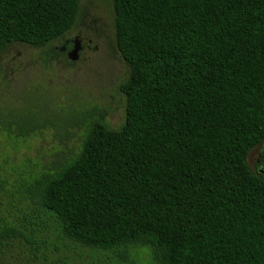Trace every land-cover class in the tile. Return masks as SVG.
Masks as SVG:
<instances>
[{
  "label": "trees",
  "instance_id": "16d2710c",
  "mask_svg": "<svg viewBox=\"0 0 264 264\" xmlns=\"http://www.w3.org/2000/svg\"><path fill=\"white\" fill-rule=\"evenodd\" d=\"M113 8L129 68L118 129L77 96L68 108L0 106V134L50 129L65 146L35 172L0 164V264H69L71 248L125 264L143 248L153 264H264V179L248 165L264 142V0ZM78 15L79 0H0V57L62 40Z\"/></svg>",
  "mask_w": 264,
  "mask_h": 264
},
{
  "label": "rangeland",
  "instance_id": "374dc122",
  "mask_svg": "<svg viewBox=\"0 0 264 264\" xmlns=\"http://www.w3.org/2000/svg\"><path fill=\"white\" fill-rule=\"evenodd\" d=\"M114 18L113 0H79L76 26L62 40L42 48L15 44L6 49L0 57V106L16 108L21 105L17 110L26 112L33 105L46 103L54 109L68 108L77 96L80 106L107 109V124L118 129L124 121V98L117 87L128 78L129 68L116 48ZM76 39L82 50L78 51V60L73 66L63 57L52 58L49 54L51 47L60 51L65 41L71 46ZM54 134L49 129L24 141L0 134V164L6 161L9 173L16 170L20 174L23 167L35 172L39 164L48 162L65 149ZM79 144L76 136L66 147L77 152ZM252 153L255 154V150ZM248 165H252L250 159ZM71 249L73 252L68 250L71 253L65 250L69 264H125L113 253ZM130 255L136 264H153L147 248L132 250Z\"/></svg>",
  "mask_w": 264,
  "mask_h": 264
},
{
  "label": "flooded vegetation",
  "instance_id": "af4514ba",
  "mask_svg": "<svg viewBox=\"0 0 264 264\" xmlns=\"http://www.w3.org/2000/svg\"><path fill=\"white\" fill-rule=\"evenodd\" d=\"M68 46H69V41H65L63 48L59 51L61 54H65L66 58H68V54L75 47L78 48V51L82 50V46L80 44V41H78V39L72 41L71 49L67 51ZM78 56H77V60H78ZM254 150H255V154L252 153ZM252 152L248 156V160L250 159L252 163L250 169L256 174V176L264 179V142H262L256 148H254Z\"/></svg>",
  "mask_w": 264,
  "mask_h": 264
},
{
  "label": "water",
  "instance_id": "95a60500",
  "mask_svg": "<svg viewBox=\"0 0 264 264\" xmlns=\"http://www.w3.org/2000/svg\"><path fill=\"white\" fill-rule=\"evenodd\" d=\"M77 56H78V48L75 47L69 54H68V59L71 62H75L77 60Z\"/></svg>",
  "mask_w": 264,
  "mask_h": 264
}]
</instances>
